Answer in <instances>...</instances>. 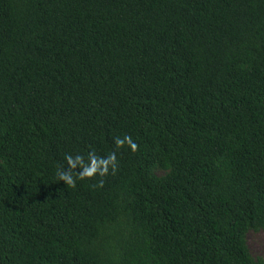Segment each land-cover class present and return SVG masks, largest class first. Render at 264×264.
<instances>
[{"label": "trees", "instance_id": "1", "mask_svg": "<svg viewBox=\"0 0 264 264\" xmlns=\"http://www.w3.org/2000/svg\"><path fill=\"white\" fill-rule=\"evenodd\" d=\"M261 230L264 0H0V264H264Z\"/></svg>", "mask_w": 264, "mask_h": 264}, {"label": "rangeland", "instance_id": "2", "mask_svg": "<svg viewBox=\"0 0 264 264\" xmlns=\"http://www.w3.org/2000/svg\"><path fill=\"white\" fill-rule=\"evenodd\" d=\"M247 241L250 252L255 258L264 257V230L250 231Z\"/></svg>", "mask_w": 264, "mask_h": 264}, {"label": "clouds", "instance_id": "3", "mask_svg": "<svg viewBox=\"0 0 264 264\" xmlns=\"http://www.w3.org/2000/svg\"><path fill=\"white\" fill-rule=\"evenodd\" d=\"M61 178H62V179H66V180L68 179V177H66V176H62Z\"/></svg>", "mask_w": 264, "mask_h": 264}]
</instances>
